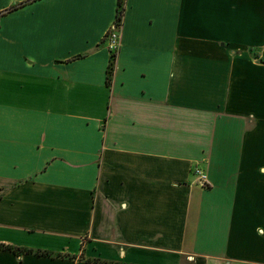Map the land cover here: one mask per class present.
I'll use <instances>...</instances> for the list:
<instances>
[{"label":"crops","instance_id":"crops-1","mask_svg":"<svg viewBox=\"0 0 264 264\" xmlns=\"http://www.w3.org/2000/svg\"><path fill=\"white\" fill-rule=\"evenodd\" d=\"M117 2L0 0V264H264V0Z\"/></svg>","mask_w":264,"mask_h":264},{"label":"built area","instance_id":"built-area-1","mask_svg":"<svg viewBox=\"0 0 264 264\" xmlns=\"http://www.w3.org/2000/svg\"><path fill=\"white\" fill-rule=\"evenodd\" d=\"M103 41H104V44H105L111 58H114V56L118 50V47H119V36H118L117 22H115V24L106 33ZM194 176H195L197 184H199L200 186H205L206 175L202 170L195 169Z\"/></svg>","mask_w":264,"mask_h":264},{"label":"trees","instance_id":"trees-1","mask_svg":"<svg viewBox=\"0 0 264 264\" xmlns=\"http://www.w3.org/2000/svg\"><path fill=\"white\" fill-rule=\"evenodd\" d=\"M122 12H123V0H118V2H117V14H116L117 25H119V23H120ZM0 248H2V246H0Z\"/></svg>","mask_w":264,"mask_h":264}]
</instances>
